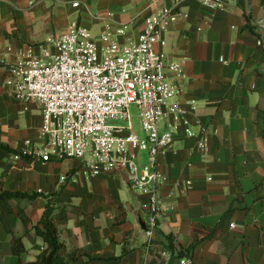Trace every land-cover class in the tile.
Wrapping results in <instances>:
<instances>
[{"label": "crops", "instance_id": "0c3cea01", "mask_svg": "<svg viewBox=\"0 0 264 264\" xmlns=\"http://www.w3.org/2000/svg\"><path fill=\"white\" fill-rule=\"evenodd\" d=\"M155 1L160 7L176 4L0 0V143L21 154L42 143L41 110L17 101L7 86L11 64L29 52L39 56L48 38L66 33L73 23L97 38L109 32L122 46L136 42ZM179 11L187 18L171 26L162 51L167 67L183 64L185 78L168 68L165 74L182 91L172 103L187 107L194 101L197 110L160 160L167 178L160 193L169 211L159 221L147 264H164L160 252L168 236L175 247L168 264H179L181 250H189L193 264H264V140L256 124L264 109V0H226L215 10L184 0ZM247 17L261 38L245 30ZM122 28L127 30L120 36ZM202 127L209 134L206 152L197 139L185 137L187 131L198 137ZM0 183L9 192L40 195L32 202H12L18 216L14 236L22 237L26 248L24 263L45 249L32 227L46 207L43 196L57 194L64 204L56 215L59 238L69 251L91 256V264H144L142 208L148 198L130 191L125 175L92 177L74 159L43 162L0 150ZM13 247L14 238L0 224V264H18Z\"/></svg>", "mask_w": 264, "mask_h": 264}, {"label": "built area", "instance_id": "2783aa9c", "mask_svg": "<svg viewBox=\"0 0 264 264\" xmlns=\"http://www.w3.org/2000/svg\"><path fill=\"white\" fill-rule=\"evenodd\" d=\"M182 1L176 0L172 7H160L155 1L156 10L146 17L143 32L129 45L122 46L109 32L97 38L86 27L73 23L66 33L48 38L39 56L29 52L9 66L7 86L15 99L36 104L42 114V143L32 145L24 155L43 162L74 159L92 177L125 175L130 189L147 196L142 208L147 216L144 264L148 263L159 221L169 211L160 193L167 182L159 169L160 160L174 144L179 128L189 125L191 114L197 110L194 101L187 107L172 103L182 91L170 84L165 74L168 68L178 79L185 78L183 64L167 67L162 51L171 26L187 18L179 11ZM195 1L209 10L219 9L226 2ZM126 30L120 29L118 34L123 36ZM131 105L140 111V130L145 139L134 128ZM185 137L197 139L199 148L208 150L206 127L198 137L191 131ZM141 151L148 152L147 165L141 164ZM171 256L166 249L160 252L164 264ZM179 264L193 262L181 257Z\"/></svg>", "mask_w": 264, "mask_h": 264}, {"label": "trees", "instance_id": "16d2710c", "mask_svg": "<svg viewBox=\"0 0 264 264\" xmlns=\"http://www.w3.org/2000/svg\"><path fill=\"white\" fill-rule=\"evenodd\" d=\"M245 30L258 35L261 38L258 26L252 24L250 17H247ZM256 124L260 135L264 140V109L257 112ZM0 150L26 159L31 158V156L21 154L3 143H0ZM39 196L40 195L37 194L28 195L20 192H9L4 190L3 185L0 183V224H3L7 232L14 238L13 254L19 259L18 264H80V261L83 259H85L84 264L93 263L95 259L91 256L80 255L76 251H69L67 246L60 241V231L56 221V215L64 204L58 202L59 196L57 194L43 196L47 200L46 207L39 223L32 227L34 234L43 239L45 249L37 256L35 261L24 263L21 260V255L26 252V248L23 238L14 236L13 229L18 221V216L13 210L12 202L18 200H28L32 202ZM24 223L27 226L29 224L27 220L24 221ZM166 240L167 243L163 244V249L168 250L172 255H174L175 247L173 237L168 236L166 237ZM179 257H190L189 250H181L179 252ZM114 260L118 259H110L108 261Z\"/></svg>", "mask_w": 264, "mask_h": 264}, {"label": "rangeland", "instance_id": "374dc122", "mask_svg": "<svg viewBox=\"0 0 264 264\" xmlns=\"http://www.w3.org/2000/svg\"><path fill=\"white\" fill-rule=\"evenodd\" d=\"M129 112L133 118V125H134V128L135 130L139 133V137L141 139H145L146 136L145 134L140 130V111L139 109L137 108V106L135 105H131L130 108H129ZM113 124H119V125H125L126 123L122 122V121H113L111 122ZM140 160H141V163L143 165H147L148 164V152L147 151H141L140 152ZM130 191L136 193V194H139L138 191L136 190H133V189H130Z\"/></svg>", "mask_w": 264, "mask_h": 264}]
</instances>
